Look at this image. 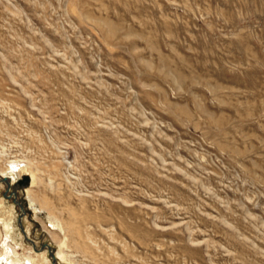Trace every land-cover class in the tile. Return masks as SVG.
<instances>
[{
    "label": "rangeland",
    "instance_id": "rangeland-1",
    "mask_svg": "<svg viewBox=\"0 0 264 264\" xmlns=\"http://www.w3.org/2000/svg\"><path fill=\"white\" fill-rule=\"evenodd\" d=\"M0 152L20 253L264 264V0H0Z\"/></svg>",
    "mask_w": 264,
    "mask_h": 264
},
{
    "label": "bare ground",
    "instance_id": "bare-ground-1",
    "mask_svg": "<svg viewBox=\"0 0 264 264\" xmlns=\"http://www.w3.org/2000/svg\"><path fill=\"white\" fill-rule=\"evenodd\" d=\"M5 161H6L5 167L0 168V182L4 183L3 178H5L6 182H8L10 186L14 181L15 182L17 181L16 179L18 176L22 177L21 175L28 174L30 177V181L27 184L25 191L29 199L30 208L33 211L37 212L39 210L35 205L37 201V197L33 193L31 188L33 184L36 182L35 174L32 171H29V169L26 167V164L23 165L22 169L19 168L18 163L22 162V160H20L19 158L7 159L6 157ZM4 202H5L4 198H0V224H1L0 225V264H53L52 261L45 255V252L41 248L30 246L29 250L26 253H20L18 251L19 243H17V241H14L13 238L15 226H14L12 210L14 204H11L9 210L7 206L4 204ZM46 203L47 202L45 200L42 201L41 206H46ZM50 224L53 228H57V229L59 228L60 230H62L63 224H60V222L56 218L51 217ZM65 228L68 231H70L72 234H78V231L74 230L75 227L73 226L72 222H67L65 224ZM50 233L52 234L53 237H55L56 232L54 233L53 231H50ZM56 239L57 240L55 241L58 242L59 249L56 250L54 258L66 260L68 264L75 263L76 261H74V259L69 257L70 255L67 256L63 251V247L66 245L65 240L60 239L58 237ZM72 241L75 247L82 249L83 245L80 243V241H78L76 238H73Z\"/></svg>",
    "mask_w": 264,
    "mask_h": 264
},
{
    "label": "water",
    "instance_id": "water-1",
    "mask_svg": "<svg viewBox=\"0 0 264 264\" xmlns=\"http://www.w3.org/2000/svg\"><path fill=\"white\" fill-rule=\"evenodd\" d=\"M3 181H4L5 185H6V190H8V189H9V184H8V182H6V179H5V178H3ZM29 181H30V177H29V175H28V174H24V175H22V177H21L19 180L16 181V184H17V185H27V184L29 183ZM11 195H13L12 192H11ZM5 196H8V195H5ZM13 201H14V203L17 205V207L20 208V211H21L20 217L17 218V222H19V224H20V222H21V217H22V215H24L25 209H24V207L20 204V202L17 201V200L15 199L14 196H13ZM20 226H22V225L20 224ZM32 246L36 247L33 243H32ZM47 248H48V251H49V253H50L51 257H52V263H53V264H56V263H55V262H56V259L54 258V254H53V252H52V250H51V247L47 245ZM41 249H43V247H41Z\"/></svg>",
    "mask_w": 264,
    "mask_h": 264
}]
</instances>
